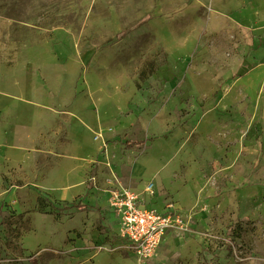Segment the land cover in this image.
Here are the masks:
<instances>
[{
  "label": "rangeland",
  "instance_id": "1",
  "mask_svg": "<svg viewBox=\"0 0 264 264\" xmlns=\"http://www.w3.org/2000/svg\"><path fill=\"white\" fill-rule=\"evenodd\" d=\"M0 264H264V0H0Z\"/></svg>",
  "mask_w": 264,
  "mask_h": 264
},
{
  "label": "built area",
  "instance_id": "2",
  "mask_svg": "<svg viewBox=\"0 0 264 264\" xmlns=\"http://www.w3.org/2000/svg\"><path fill=\"white\" fill-rule=\"evenodd\" d=\"M151 187H146L150 192ZM107 203L115 215L119 235L126 249L138 259L153 256L167 232L179 223L178 214L161 213L146 207L140 198L126 187L109 190Z\"/></svg>",
  "mask_w": 264,
  "mask_h": 264
},
{
  "label": "trees",
  "instance_id": "3",
  "mask_svg": "<svg viewBox=\"0 0 264 264\" xmlns=\"http://www.w3.org/2000/svg\"><path fill=\"white\" fill-rule=\"evenodd\" d=\"M76 206H77V207H79V205H78V204H77Z\"/></svg>",
  "mask_w": 264,
  "mask_h": 264
}]
</instances>
